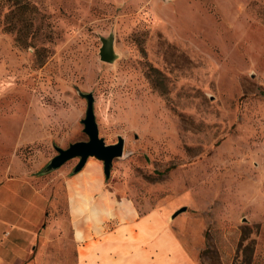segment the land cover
<instances>
[{
  "label": "rangeland",
  "instance_id": "obj_1",
  "mask_svg": "<svg viewBox=\"0 0 264 264\" xmlns=\"http://www.w3.org/2000/svg\"><path fill=\"white\" fill-rule=\"evenodd\" d=\"M110 34L112 64L99 58ZM79 93L105 143L124 140L108 179L86 163L102 191L211 220L223 193L241 216L229 264H264V0H0V179L50 183L60 216L55 177L78 159L41 171L88 139Z\"/></svg>",
  "mask_w": 264,
  "mask_h": 264
},
{
  "label": "crops",
  "instance_id": "obj_2",
  "mask_svg": "<svg viewBox=\"0 0 264 264\" xmlns=\"http://www.w3.org/2000/svg\"><path fill=\"white\" fill-rule=\"evenodd\" d=\"M62 177L55 182L64 179L65 216L50 183L37 190L25 178L0 179V264H207L202 258L207 247L220 264L234 256L241 216L223 193L214 220L188 212L171 219L175 209L118 201L116 192L102 191L101 179L86 164ZM259 215L264 220V210Z\"/></svg>",
  "mask_w": 264,
  "mask_h": 264
},
{
  "label": "water",
  "instance_id": "obj_3",
  "mask_svg": "<svg viewBox=\"0 0 264 264\" xmlns=\"http://www.w3.org/2000/svg\"><path fill=\"white\" fill-rule=\"evenodd\" d=\"M100 42V61L112 64L117 59L113 48V34L107 37H100ZM79 96L86 101L85 116L81 120V123L83 125V133L88 139L87 141L72 143L66 149L55 147L57 155L49 161L41 173L46 174L52 172L59 169L66 162L78 159V163L73 169V174H75L83 169L88 159H95L102 163L105 179H108L113 160L120 159L123 156L124 140L119 136L115 144L107 145L104 139L99 136L98 125L94 115L93 95L91 93H79ZM185 211V207L176 210L171 216V219H174Z\"/></svg>",
  "mask_w": 264,
  "mask_h": 264
}]
</instances>
